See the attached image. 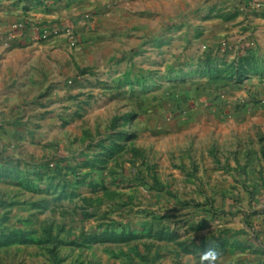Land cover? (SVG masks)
<instances>
[{
  "label": "rangeland",
  "instance_id": "1",
  "mask_svg": "<svg viewBox=\"0 0 264 264\" xmlns=\"http://www.w3.org/2000/svg\"><path fill=\"white\" fill-rule=\"evenodd\" d=\"M13 2L0 264H264L263 0Z\"/></svg>",
  "mask_w": 264,
  "mask_h": 264
},
{
  "label": "crops",
  "instance_id": "2",
  "mask_svg": "<svg viewBox=\"0 0 264 264\" xmlns=\"http://www.w3.org/2000/svg\"><path fill=\"white\" fill-rule=\"evenodd\" d=\"M262 0H252V2L260 3ZM249 0H242V4L238 6L241 9L244 4H247ZM16 3L13 0H0V25H7L14 19H19L16 12H19V8L15 6ZM237 6V5H236ZM245 17L246 23L249 26L246 29H254L255 31H264V15L260 14L257 10L247 7L244 10L242 18ZM241 19V17H239ZM10 19V20H9Z\"/></svg>",
  "mask_w": 264,
  "mask_h": 264
},
{
  "label": "built area",
  "instance_id": "3",
  "mask_svg": "<svg viewBox=\"0 0 264 264\" xmlns=\"http://www.w3.org/2000/svg\"><path fill=\"white\" fill-rule=\"evenodd\" d=\"M263 5H264V0H263Z\"/></svg>",
  "mask_w": 264,
  "mask_h": 264
}]
</instances>
